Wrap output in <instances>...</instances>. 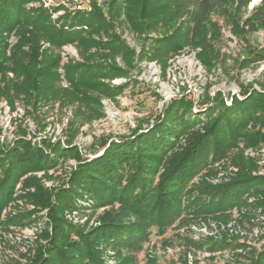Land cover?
Here are the masks:
<instances>
[{"label": "rangeland", "instance_id": "1", "mask_svg": "<svg viewBox=\"0 0 264 264\" xmlns=\"http://www.w3.org/2000/svg\"><path fill=\"white\" fill-rule=\"evenodd\" d=\"M210 1L209 13L198 12L194 3L179 11L166 10L152 29L146 26L151 16L137 12L131 16L136 20L132 26L124 8L114 13L111 0H26L21 17L43 8L52 23L62 25L58 21L62 14L69 13V20L74 14L82 15L81 24L65 28L83 34L95 19L110 21V26L92 36L113 46L123 41L126 47L113 52L108 46L88 49L93 64L85 63L84 68L92 72L96 90L79 87L77 93L78 86L66 78V70L84 63L76 42L56 47L39 41V66L45 57L50 61L58 57V62L36 83L31 80L35 68L29 59L22 61L28 75L0 71V181L8 179L6 194L0 192V264H34L35 254L54 240L65 264H87L78 232L96 241L103 264H247L264 246V207L257 200L261 195L246 192L243 204L227 210L225 220L217 213L201 214L193 211L194 205L186 206L188 195L198 196L205 183L229 182L242 171L264 180V59L259 56L264 55V0ZM96 12L101 16L97 18ZM21 34L19 28L6 37L7 55ZM171 36L177 46L169 41ZM84 91L88 96H83ZM218 96L222 106L234 107L238 101L235 105L245 110L234 113L233 109L227 117L228 136L241 117L246 120L225 142L221 155L216 146H207L205 157L197 156L195 162L201 160L200 164L186 177L193 190L188 194V188L178 198L181 215L161 234L150 228L149 239L140 248L102 239L100 233L108 231L105 224L112 217L124 223L135 217L123 212L116 200L101 201L94 191L74 185L73 173L101 156L104 144L145 131L173 99H186L192 104L187 119L171 122L175 137L167 135L163 143L160 157L168 160L187 139L213 123L220 110L219 104L214 106ZM179 109L185 112L186 106ZM25 150L31 155L14 169L18 162H12L11 153ZM164 164H151L148 177L157 182ZM124 169L131 173L135 164L126 162ZM13 170V177H6ZM189 238L201 240L203 247L192 248Z\"/></svg>", "mask_w": 264, "mask_h": 264}, {"label": "trees", "instance_id": "2", "mask_svg": "<svg viewBox=\"0 0 264 264\" xmlns=\"http://www.w3.org/2000/svg\"><path fill=\"white\" fill-rule=\"evenodd\" d=\"M111 0V4H114L116 10L124 8L128 15L132 26L136 24L132 18L139 15L151 16V20L147 22L148 28H154L160 23L157 17H160L166 10H180L188 3H194L197 6L198 12L209 13L211 10L210 0ZM248 0H236L239 4H244ZM26 0H0V71L10 70L16 75H28L30 72L27 71L22 61L25 59L30 63H34L35 73L32 77L33 83H36L39 77H42L43 73L54 71V67L57 65L58 57L53 58L50 61L49 58H43L42 65L39 66L40 60L36 58V50L40 40H46L56 47H60L66 42H76L78 49L81 50V55L84 57V63H75L69 70H66V78L70 84H76V92L79 87H84L88 90H96L94 86L96 83L93 82L92 72L87 71L84 68L85 63H90L92 60L93 52H88L89 48H103L108 46L112 52L121 51V48L126 47V44L122 41V44L111 45L106 41L105 43L96 40L92 33H98L100 30H105L110 23L108 21H99L95 19L94 22L90 23V30L86 33H82V30L66 29L73 26L74 24H81L82 15L74 14V18L69 13L58 16V21H62V25H57L56 22H51L49 18L50 13L43 8L33 9L35 14H25L21 17V13L24 12V3ZM122 3V4H121ZM111 11V9H109ZM26 13V12H25ZM97 18L100 13L96 12ZM111 16L112 13H110ZM132 16V18H131ZM140 18V17H139ZM87 21V20H85ZM163 22V21H162ZM93 23L95 25H93ZM68 24V25H67ZM22 33L19 35L18 43L12 46V50L9 55L6 54V37L12 32L19 30ZM5 34V35H4ZM112 40V34H109ZM116 38V37H114ZM174 36L170 37V42L173 46H177L174 42ZM115 42H118L117 38ZM174 42V43H173ZM27 47L28 50H23V47ZM112 46V47H111ZM43 53V52H42ZM259 54V53H258ZM257 54V55H258ZM261 59H264V55L259 54ZM87 61V62H86ZM39 66V67H35ZM88 66V65H87ZM82 80V81H81ZM85 83V84H84ZM84 85V86H83ZM17 87V86H16ZM21 88V87H17ZM16 90V89H15ZM19 89H17L18 91ZM2 94L3 92L0 91ZM102 94H107L105 91H100ZM88 96L87 91L83 92ZM220 96V95H219ZM218 96L214 104L217 105L219 113L214 118L213 123L209 126L205 125L206 131L203 133L196 134L192 139H187L186 144L181 147L179 152H174L168 160L164 161V155L160 157L163 150V143L167 141L168 136H173L175 129L173 126H169L171 122H184L183 116L191 110V103L186 99H173L167 104L162 115H160L156 122L151 124L145 131H141L134 137L123 138L119 142L114 140L110 141L103 150L101 156L96 157L88 161L79 167L71 177L74 185H80L82 188L88 191H94L97 197L102 201L106 202L116 200L120 205V209L123 212L130 211L135 217L134 220L128 221L127 223L120 222L117 218L112 217L108 223L105 224L107 232H101L100 237L107 240L108 242L113 241L116 245H120L127 248H140L142 241H148L151 229L154 227L158 234L166 231L172 222L179 217L181 214V207L178 198L184 195L186 190L190 188L186 177L193 172V167L200 164L195 162L198 155L199 157H205L203 149L207 146H216L215 149L221 155L224 152V146L226 141H229L236 133L238 126L241 125L246 117H241L239 123L230 128H234L230 131L229 136L227 135L228 121L227 117L231 116L233 109L234 113L237 110H244L242 105L235 103L231 107L222 106V99ZM58 97V96H57ZM248 98L245 101H248ZM220 101V103H219ZM214 102V103H215ZM181 105L186 106L185 112H180L179 107ZM212 106L213 108H215ZM253 108V105L251 106ZM210 109L209 113L213 110ZM227 113L225 114V112ZM189 113V112H188ZM208 116H210L208 114ZM187 119V118H186ZM164 120V121H162ZM228 122V123H227ZM236 123V122H235ZM162 125L160 128L155 126ZM209 127V128H208ZM168 135V136H167ZM257 135V134H256ZM255 135V136H256ZM226 138V139H225ZM259 138V137H258ZM24 145V144H23ZM25 148V146H23ZM165 154V151H164ZM31 155L30 150L19 151L11 153L12 162L15 169L22 161L29 158ZM158 162V165L165 162L164 170L159 174L157 182H154L148 177V169L151 164ZM128 162L131 166L135 164V170L131 173H127L124 166ZM12 171H9L6 177H13ZM261 177H252L249 173L242 171L234 179L229 182L221 183L219 185H212L205 183L206 185L199 190V195L191 197L188 195L187 207L194 205V210L201 214H213L217 213L216 217L224 219L226 211L230 210L233 206L241 205L245 201L242 198L248 191L250 193L259 194L262 198L257 199L260 204L264 207V180H260ZM264 178V177H262ZM2 181V180H1ZM0 181V183H1ZM8 182V179L6 180ZM3 181L0 184L1 195L6 194V188L8 183ZM83 184V185H82ZM85 184V185H84ZM87 186V187H86ZM193 188L187 190L186 193H190ZM202 194H204L202 196ZM2 197V196H1ZM193 198V199H191ZM205 198H209L206 200ZM78 232V231H77ZM99 233V232H97ZM78 239L82 237V245L87 256V264H103L99 259V251L96 249V241L90 242L91 238L82 236V234L76 235ZM74 242L75 238L69 239ZM79 243L76 239V244ZM187 243L192 248L203 247L201 240L187 239ZM75 244V246H76ZM62 249L59 247L57 241L48 243L45 249H40L35 254L34 264H65L67 261L65 255L61 252ZM131 261V259H130ZM131 263V262H130ZM85 264V263H83ZM154 264V263H152ZM247 264H264V246L257 252L251 255Z\"/></svg>", "mask_w": 264, "mask_h": 264}, {"label": "built area", "instance_id": "3", "mask_svg": "<svg viewBox=\"0 0 264 264\" xmlns=\"http://www.w3.org/2000/svg\"><path fill=\"white\" fill-rule=\"evenodd\" d=\"M239 226V225H238Z\"/></svg>", "mask_w": 264, "mask_h": 264}]
</instances>
